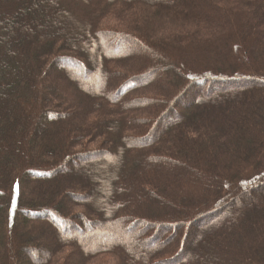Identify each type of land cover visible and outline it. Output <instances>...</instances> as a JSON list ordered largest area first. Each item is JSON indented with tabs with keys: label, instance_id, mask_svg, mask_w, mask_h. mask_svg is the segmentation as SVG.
I'll list each match as a JSON object with an SVG mask.
<instances>
[{
	"label": "trees",
	"instance_id": "obj_1",
	"mask_svg": "<svg viewBox=\"0 0 264 264\" xmlns=\"http://www.w3.org/2000/svg\"><path fill=\"white\" fill-rule=\"evenodd\" d=\"M38 3L48 7L42 23L28 19L22 52L7 41L2 49L15 32L0 31V264H16L23 248L16 218L28 230L53 228L50 248L28 243L43 250L36 264H87L104 254L117 264H264V0H0V9L35 13ZM121 9L136 24H123ZM107 15L124 27L101 23ZM126 41L144 45L151 64L99 48ZM205 83L199 92L209 97L181 100ZM178 104L185 112L164 120ZM72 164L90 169L72 180L91 193L67 189L86 203L66 210L53 195L71 181L74 171H61ZM178 225L179 246L167 254L176 231L162 232ZM202 229L191 259L178 263ZM98 235L111 240H90ZM68 248L77 258L58 257Z\"/></svg>",
	"mask_w": 264,
	"mask_h": 264
},
{
	"label": "rangeland",
	"instance_id": "obj_2",
	"mask_svg": "<svg viewBox=\"0 0 264 264\" xmlns=\"http://www.w3.org/2000/svg\"><path fill=\"white\" fill-rule=\"evenodd\" d=\"M12 5H14V3ZM70 5H73L72 9H74L76 11V13H79L78 12L79 9L75 6V4H70ZM45 7H46L45 3L44 4L38 3L37 4V9H38L37 12L34 13L32 11V12L28 13V11H26V12L23 11L22 15L16 13L17 10L10 9L9 5H8V7H4V10H3V8H1L0 11H2L3 13H4L5 9H7V8L10 9V10H8V11L6 10V13H4L5 20L2 23L0 22V31H1V29L2 30H6V31H7V29H9L8 31H10L11 33L15 32V33H13L14 36L12 38H10L9 36L8 37H3L5 41H3V44H1V48L3 49L4 43H6V41H7V43L9 45H11L12 49H13L14 46H16V47L20 48L21 52H22L23 51L22 48H23L24 42L26 41L27 38L26 37L22 38V37H19V36L23 35V34L26 35L27 37L32 36V34L30 32L31 29L29 30L30 26H29L28 19H30V17L35 15L36 16L35 18H37V23H42L41 20L43 19V13H42L41 10L44 9ZM47 7H46V10H47ZM125 13H127V12L124 11L123 9H121L120 13H116L118 15L120 14L119 17L121 19H123L122 20L123 24L131 25L132 23L136 22L138 17L133 16L131 14H125ZM101 23H104L106 25H110V27H112V26H120L118 28H123L124 27L123 24L120 21H117V20L113 19V17L111 15H107V17L104 18ZM134 24H136V23H134ZM11 29H14V31H11ZM120 30H122V29H120ZM121 46H122V44H121ZM123 46L124 47H118L119 49L111 50V49L105 47L104 45L99 44V48L101 49V51H103L105 53H108V54H129V53H134V54H136V56H137L138 60L140 61V63L142 62L143 64H147V65L151 64V63L148 62L149 54L146 51V48H145L144 45H142V44H140L138 42L126 41ZM12 60H15V59L13 58V59L10 60L11 64L14 63V61H12ZM17 60L20 61V58L17 59ZM113 67L115 69H119V71L121 73H128L129 72L130 74H132V72L134 71V70H132V69H130L128 67H125V66H113ZM59 68L60 67L54 65V67L52 68V72H50V74L56 73L57 71H59ZM69 68H71V67H66V69H69ZM141 68H143V67H138L137 70L134 71V73H137L138 71H140ZM30 71H32V69ZM27 72H28V70H27ZM174 72L175 71L171 70L170 74H173ZM157 75H158L157 71L152 72L148 76V81L150 82V81L154 80L157 77ZM76 78L80 79L82 82L88 83V81H86L84 78H82V76L79 73L76 75ZM47 82H49V81H47ZM174 82H175V79H174ZM248 85H247V88L251 89L252 86H248ZM208 87H210L208 85V83H205L203 86H201V88L194 87L193 89H191L189 91V93L187 95H185L183 97V99L181 98V100H183L185 102H188L191 99L195 98V95H200V96H202L201 98L209 97V96H205L203 93L201 94V92H199V91H202L203 89L205 90ZM94 89H97V87L94 88ZM171 89H173V87ZM229 90H232V89H229ZM212 95H214V93H212L210 96H212ZM185 109H186L185 106H183L181 104L174 105V107L172 106V109L169 110V113L164 116V118H165L164 120H166V119L170 120V118H172L175 115L176 112H182V114H183L185 112ZM90 117H93V116H90ZM22 119H23V116L20 117L21 122L23 121ZM18 124H20V122H18ZM18 124H17V128L19 127ZM145 126L148 127L149 124H146ZM145 126H144V128H146ZM36 127L40 129V125H38ZM100 158H101V155H99L97 157H93L91 159H86V160H84V162H81V164H86V165L89 164L90 166H92V164H94V162L98 161ZM97 165L98 164H96L95 166H97ZM93 167H94V165H93ZM65 171H66L67 174H70V173H72L74 171V173H72L73 175H71V181L68 184H66V185H64L62 187V191L60 192V194L58 196H54L53 195V198H55L54 202L58 203L62 208H65L66 210H69V208L71 209V202H74L76 204H81V203H86L85 202L86 199L74 198L72 196L68 197L66 195V190L67 189L72 190V192H78V193H82L83 192V193H87V194L91 193V190L88 187H85L83 184H81V183H79L77 181H74L72 179H78L81 182V181H83L84 179L87 178L86 176L89 173H91V171H90V169L88 167L85 168V166L80 171V165H77V164H72V165L69 166V168L62 170L61 172L63 173ZM67 171H69V172H67ZM23 193L26 194V191H24ZM6 195L9 196L10 193H7ZM157 204H158V207H161V204L159 202H157ZM11 206H13L11 208L12 211L15 212L16 211V206L14 204H11ZM226 209L227 210L228 209H232V207H227ZM182 210H184V208H182ZM88 213H90V212L88 211ZM160 214L163 217L166 216V215H163L162 211H161ZM20 215H22V213ZM211 216H213V214H211ZM220 216H223V218H225L227 215L222 213ZM178 217L180 218L181 215H179ZM184 220H185V218H184ZM16 224H17L18 233H19V236H20L19 240L22 243L21 247L23 245L22 250L20 252H18L19 258L16 261V264H36V263L41 262L43 260V258H44L43 257V250L45 248H50L53 245V243H54L53 241H54L55 238L53 237L54 236L53 228L51 226L44 225V223H41L40 227L37 225V226H35V228H33L32 227V226H34V223H33V224H29L30 230H28V229H26V227L24 228L22 225L19 226L20 223L18 222L17 218H16ZM115 230H116V232L118 234H121L123 237L127 236V231H125L124 228L120 229V228L117 227V228H115ZM203 230L204 229H202V231L200 232V234L197 237V239H195V241L193 242L192 246L190 247V250L187 252V254L185 256V259L179 261L178 263H183L187 259H189V260L191 259L190 252H192L194 247H196L198 245V242H200L202 240ZM169 233H170V230L166 229V230H164L162 232V236H165V235H167ZM181 233H182V229L181 230L177 229L176 230V234L173 235V237L170 240L173 243L175 241L176 245L172 244V246L173 245L174 246L172 247V249H170L168 251V253H167V251L163 252V253L160 252L159 254L156 255V257L164 256V255H166V253L167 254L174 253V251L177 250L176 247L179 244V238L181 237ZM146 234H147V232H146ZM65 236L66 237H76V239L78 240L79 243L81 241L80 240V238H81L80 235H75V234H72V233H66ZM90 240L93 241V242H96V241L97 242H108V241L111 240V238L107 237L105 235H98V236H94V237L90 238ZM35 242H39L40 244L43 245L41 248H39V249H43V250H41V252H39L38 250H37L38 252H35V253L30 252L29 249L32 248V245H29L28 243H35ZM160 244L161 243L153 244L152 248H156ZM133 245L135 247L139 246L140 248L144 249V242H142V241L140 242V240L134 241ZM75 254H76V250H74L73 248H68V249L63 250L62 253L58 254L59 255L58 257L62 256L61 258H64V257L66 258V256H67L68 260L70 258H72V257H74V259H75V258H77V256H75ZM117 263H118L117 262V258L115 256L110 255V254H104V255L98 256L97 258H94V259L90 260L87 264H117ZM199 264H200V261H199Z\"/></svg>",
	"mask_w": 264,
	"mask_h": 264
},
{
	"label": "bare ground",
	"instance_id": "obj_3",
	"mask_svg": "<svg viewBox=\"0 0 264 264\" xmlns=\"http://www.w3.org/2000/svg\"><path fill=\"white\" fill-rule=\"evenodd\" d=\"M122 42H123V41H120V43H122ZM199 226H201V225L198 224V225L193 226L192 228H189V234L192 235V234L194 233V231L196 232V231L198 230ZM179 227H180V225L176 226L175 229H171V230H170V233H169L168 235H166V237H167V236H172V235L174 234V232H175ZM143 228H144V227H143ZM143 228L141 229V231L143 230ZM134 231H135V230H134ZM141 231H139V232H141ZM183 232H184V230H183ZM189 234H188L187 237H186V245H187V244L189 243V241H190ZM159 238H160V237H159ZM158 241H159V240H157L156 243H157Z\"/></svg>",
	"mask_w": 264,
	"mask_h": 264
}]
</instances>
